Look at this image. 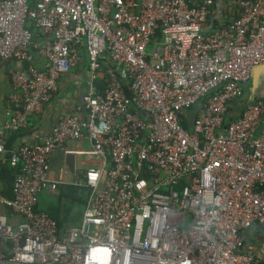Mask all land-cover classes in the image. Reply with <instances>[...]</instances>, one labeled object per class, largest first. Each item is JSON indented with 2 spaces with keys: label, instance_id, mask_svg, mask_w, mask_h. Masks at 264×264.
<instances>
[{
  "label": "built area",
  "instance_id": "1",
  "mask_svg": "<svg viewBox=\"0 0 264 264\" xmlns=\"http://www.w3.org/2000/svg\"><path fill=\"white\" fill-rule=\"evenodd\" d=\"M216 1L0 0V59L18 64L0 154L88 61L76 113L10 152L0 264H264V99L227 118L264 65V0H224L236 17L207 33ZM79 140L99 164L61 227L37 204L58 191L51 154Z\"/></svg>",
  "mask_w": 264,
  "mask_h": 264
},
{
  "label": "crops",
  "instance_id": "2",
  "mask_svg": "<svg viewBox=\"0 0 264 264\" xmlns=\"http://www.w3.org/2000/svg\"><path fill=\"white\" fill-rule=\"evenodd\" d=\"M234 17H236L234 8L226 4L224 0H217L205 27V32H213L219 25L227 23ZM37 65L41 67L43 63L38 62ZM17 68V63L0 59V124L6 120V101L12 91L10 72ZM87 80L88 61L83 57L78 67L73 68L60 78L58 89L49 103L45 105L44 110L32 116L27 126L22 130L9 132L6 135L5 150L0 154V195L9 199L13 197L12 186L17 170L10 165V152L22 145L37 141L40 135L48 133L58 123L60 117L75 114L77 106L82 104ZM258 99H264V65L254 69L250 81L244 85L243 97L230 104L229 112L232 116L238 117L248 104ZM261 129L264 130V120ZM89 150L90 144L87 140L69 141L50 156L49 178L59 181L58 191L55 193L43 192L39 197L37 209L46 211L57 207L65 227L75 226L71 224L77 223L78 220L69 223L68 214L62 210L64 202L72 199L73 202L83 203L80 201V194H88L83 186L86 172L89 168L99 164L93 156L85 153ZM69 155L73 156L70 163L67 162ZM61 187H65L64 194L61 193ZM67 187L73 188V190H69ZM85 202L83 203L84 209ZM0 211L9 216L11 223L18 221V217H13L9 209L1 208Z\"/></svg>",
  "mask_w": 264,
  "mask_h": 264
},
{
  "label": "rangeland",
  "instance_id": "3",
  "mask_svg": "<svg viewBox=\"0 0 264 264\" xmlns=\"http://www.w3.org/2000/svg\"><path fill=\"white\" fill-rule=\"evenodd\" d=\"M87 194L81 193L80 194V201L86 200ZM74 200L69 199L66 202H64V205L62 206V210L68 214V218H70L68 221L71 224L74 220H78L77 223L71 224L75 226H79L81 223L82 213L84 211L83 203H80L79 201L73 202ZM187 225L184 224L183 228H186Z\"/></svg>",
  "mask_w": 264,
  "mask_h": 264
},
{
  "label": "trees",
  "instance_id": "4",
  "mask_svg": "<svg viewBox=\"0 0 264 264\" xmlns=\"http://www.w3.org/2000/svg\"><path fill=\"white\" fill-rule=\"evenodd\" d=\"M32 30H33V32H34L35 35H36V34H37V30L34 29V27H32ZM83 57L86 58V55H83ZM86 59H87V58H86ZM109 66H110V65H109ZM105 67H108V65L105 66ZM104 86H105V83H104L103 80H101V81L98 82V87H99L100 90H103ZM227 118H228V119H231V120L235 119V117L232 116V114H231L230 112L228 113ZM182 124H183V126H184L186 129H189V122L187 121L186 118H183V120H182ZM64 188H65V187H61V193H62V194H64V192H63ZM67 188H68L69 190H70V189L73 190V188H70V187H67ZM68 189H67V190H68ZM68 193H69V191H68ZM70 193H73V192H70ZM85 201H86V200H84V201H82V202H85ZM85 203H86V202H85ZM46 211H47V213H48L51 217H53V218L58 222L59 226H61V227L64 226V220H63L62 216L60 215V212H59V210H58L57 207H53L52 209H48V210H46ZM46 211H45V212H46Z\"/></svg>",
  "mask_w": 264,
  "mask_h": 264
},
{
  "label": "water",
  "instance_id": "5",
  "mask_svg": "<svg viewBox=\"0 0 264 264\" xmlns=\"http://www.w3.org/2000/svg\"><path fill=\"white\" fill-rule=\"evenodd\" d=\"M198 107H199V106H198ZM71 159H73V156H72V155H69V156L67 157V162L70 163V162H71Z\"/></svg>",
  "mask_w": 264,
  "mask_h": 264
}]
</instances>
